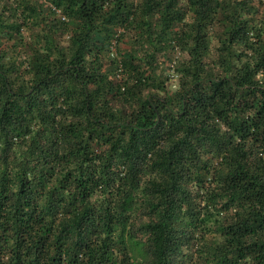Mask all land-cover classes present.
<instances>
[{"label":"trees","instance_id":"obj_1","mask_svg":"<svg viewBox=\"0 0 264 264\" xmlns=\"http://www.w3.org/2000/svg\"><path fill=\"white\" fill-rule=\"evenodd\" d=\"M0 264H264V0H0Z\"/></svg>","mask_w":264,"mask_h":264}]
</instances>
